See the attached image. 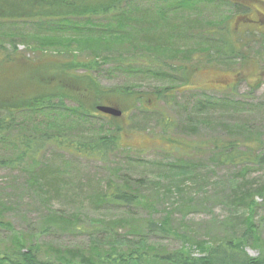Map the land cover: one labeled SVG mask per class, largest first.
<instances>
[{"label":"rangeland","instance_id":"obj_1","mask_svg":"<svg viewBox=\"0 0 264 264\" xmlns=\"http://www.w3.org/2000/svg\"><path fill=\"white\" fill-rule=\"evenodd\" d=\"M143 1V4L137 0L130 3L134 14L138 9L135 6H142L141 16L126 19L123 30L128 35L122 33L125 39L113 43L110 55L106 53L94 65L96 70L92 74L98 82L108 88L127 86L149 93L173 85L166 78L176 80L173 68L195 64L193 56L200 55V65L193 74L189 69L190 77L183 75L186 86L180 85L182 89L166 101H159L149 111L135 109L130 113L131 127L125 141L129 147L99 160L47 146L35 160L14 161L20 147L18 140L36 135L37 131L52 132L49 125L54 121L62 127L59 131L65 133H73L72 129L79 125L80 130L94 134L109 128L100 112L96 113L99 117L80 124L71 115L18 113L11 129L0 132V158L11 160L0 165V214L11 222L14 233L39 246L38 255L42 258L51 255L53 249L94 245L99 221L106 217L121 220L127 212L131 218L122 225L120 235L129 239L144 237L159 244L162 251L191 245L193 253L199 255L202 252L195 244L202 240L220 242L241 225V214H249L246 208L241 210L234 196L244 191L252 194L264 185V165H221L212 152L214 140L237 138L248 146L252 138L264 140V0H248L246 13H238L229 4L202 3L179 8L168 13L166 19L156 14L157 25L186 32L183 41L177 40L184 51L181 53L131 50L126 41L136 35L138 19L147 29L145 23L153 16L148 3H159ZM186 20L192 21L189 30ZM97 21H93L95 25ZM200 24L205 27H199ZM93 26L83 19L0 21V43L10 51L16 45L28 57L37 55L35 47H38L63 60L72 55L92 60V52L81 46L80 41L83 31ZM226 26L246 29L251 39L242 49L247 56L244 64L240 56L212 62L198 49L203 39L214 40L219 36L217 27ZM186 46L192 47L191 52L185 51ZM182 55L191 57L182 63ZM157 60L163 61L161 65L165 67H159ZM142 65L158 70L157 75L137 71ZM204 100H210L211 105L198 111L197 102ZM165 131L171 138L187 142L189 152L159 144L157 139ZM44 166L49 169L47 173L38 170ZM125 182L127 189L140 198L137 203L116 205L108 199L100 202L114 186L121 188ZM254 200L257 206L252 219L264 235V194L255 195ZM147 219L157 222L169 219L168 231L146 233ZM131 229L137 237L126 235L125 231ZM11 235V231L0 228V253L10 247ZM101 247L99 243L93 250ZM246 251L255 257L260 244L246 246Z\"/></svg>","mask_w":264,"mask_h":264},{"label":"trees","instance_id":"obj_2","mask_svg":"<svg viewBox=\"0 0 264 264\" xmlns=\"http://www.w3.org/2000/svg\"><path fill=\"white\" fill-rule=\"evenodd\" d=\"M132 1L0 0V21L83 19L94 25L83 31V39L80 41L81 46L92 52V60H83L73 55L63 60L38 47H35L38 52L37 55L28 57L18 51L16 45H13V50L10 51L0 43V132L4 133L11 129L13 118L18 113L36 112L48 117H58L62 114L71 115L76 123L80 124L81 122L89 123L91 119L94 120L95 117H99L96 114L98 113L96 110L98 105L116 107L122 112L120 117L103 115L109 128L106 129L105 125V129L100 130L97 134L80 130V125L72 129L73 133H65L63 130L61 132L59 130L62 127L54 121L49 125L53 130L52 132L37 131L36 135L19 139L18 145L20 147L14 161L22 162L26 158L35 160L47 146H55L57 149L73 155L102 160L104 156L117 149L129 147L125 141L129 137L130 113L133 110L149 111L151 106L155 107L161 100L166 101L167 97L172 96L178 89H182L179 88L180 85L186 86V78L183 75L186 73L190 77L189 69H192V74L198 69L197 67L200 65L199 54L192 57V60L197 61L195 64L190 66L179 64L178 67L173 68L178 78L176 80L172 77L166 78L173 85L164 86L159 90L154 89L149 93L127 86L104 87L92 74L96 70L94 65L102 59L101 57L106 53L110 55V46L125 39L122 33L128 35L123 30L126 19L132 15L137 16L136 18L141 16L142 6H135L138 9L134 14L132 12L134 7H129ZM156 1L159 3H148L150 11H153V16L149 22L145 23L148 25L147 29H144V23L138 19L136 35L134 37L133 35L129 36L126 41L132 51L141 48L140 51L143 50L142 52H147V50L184 52L177 40L183 41L184 39H181L186 38V32L177 31L178 28L170 29L172 27H167L166 24L164 25L169 29L160 24L157 25L156 14L165 18L168 13L176 12L179 8H188L191 4L199 5L202 3L229 4L238 13H246L249 7L246 3L248 0ZM137 2H139L138 4L145 3L143 0H137ZM92 19L98 20V25H95ZM184 22L188 24L186 26L188 30L193 27L191 20ZM199 27L205 26L200 24ZM238 28L217 27L219 36L216 39H203L202 43H199L198 49L203 51V57H207L212 62H220L223 59H233L234 56H240L241 62L244 64L247 56L244 55L242 49L248 46L251 39L248 38L246 29ZM37 42L39 44L44 43L42 41ZM191 48L186 46L185 51L191 52ZM189 57L191 55H182L180 61L182 60V63L188 61ZM157 61L160 62V60ZM161 62L164 64L163 61ZM161 62L156 64L164 68L165 66L161 65ZM137 71L156 76L158 70L148 65H142ZM197 105V110L201 111L202 109L205 110L206 106L211 105V102L210 100L199 101ZM47 110L52 112L48 113ZM125 118L128 119V122H125ZM166 133L165 131L158 137L159 144L181 147L183 153L189 152L190 146L187 142L171 138ZM250 142L248 146L237 138L214 140L212 152L215 161L221 165L242 167L264 165V140L252 138ZM9 161L11 160L0 158V165L8 164ZM38 170L42 173L49 171L47 166ZM127 188V182L123 183L121 188L114 186V189L107 192L100 199V202L108 199L116 205H119V202L125 205L137 203L140 198ZM240 188L241 185L239 184L238 189ZM108 189L109 185L106 191ZM262 194H264V185L257 187L252 194H247L244 191L240 195L234 196V200L241 207V210L246 208L245 211L249 214L246 216L241 214L244 219L237 215L243 220L241 225L234 228L220 242L211 243L202 240L201 243L195 244V247L202 252L199 255L193 253L191 245L174 251H162L159 244L150 243L144 237L129 239L127 236L120 235L122 225L131 218L130 213L127 212L121 220L112 217L100 220L93 238L94 245L88 244L87 248L53 249L51 255L42 258L40 254L38 255L39 246L28 242L23 235L14 233L11 222L0 214V228L12 232L10 236L12 238L9 240L10 247L0 253V264H264V235L261 228L258 229L252 219L257 206L254 196H262ZM168 222L169 219H163L160 222L147 219L144 228L146 233H165L168 231ZM125 232L126 235L137 237L135 230L131 229ZM99 243L102 244V247L100 250L94 251V246ZM258 244H260L259 254L255 257L250 256L246 251V246L254 247ZM160 250L162 252H159Z\"/></svg>","mask_w":264,"mask_h":264},{"label":"water","instance_id":"obj_3","mask_svg":"<svg viewBox=\"0 0 264 264\" xmlns=\"http://www.w3.org/2000/svg\"><path fill=\"white\" fill-rule=\"evenodd\" d=\"M96 110L103 114L110 115L112 117H120L122 115L120 109L107 105H98L96 106Z\"/></svg>","mask_w":264,"mask_h":264}]
</instances>
